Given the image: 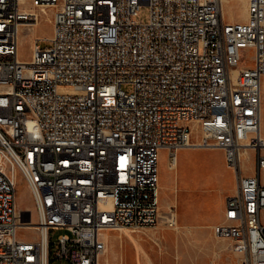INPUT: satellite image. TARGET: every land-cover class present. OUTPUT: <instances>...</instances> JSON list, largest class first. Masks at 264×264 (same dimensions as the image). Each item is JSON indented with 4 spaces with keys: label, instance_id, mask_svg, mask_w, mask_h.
I'll return each instance as SVG.
<instances>
[{
    "label": "built area",
    "instance_id": "1",
    "mask_svg": "<svg viewBox=\"0 0 264 264\" xmlns=\"http://www.w3.org/2000/svg\"><path fill=\"white\" fill-rule=\"evenodd\" d=\"M230 1L0 0V264H100L105 235L159 222L158 152L213 142L235 177L229 230L213 235L238 264H264V0H244L242 22L226 21ZM46 11L50 47L32 39L22 61L21 30ZM246 48L253 66L239 68ZM249 151L252 176L241 170ZM17 176L35 224L17 211ZM26 229L37 240L17 238Z\"/></svg>",
    "mask_w": 264,
    "mask_h": 264
},
{
    "label": "rangeland",
    "instance_id": "2",
    "mask_svg": "<svg viewBox=\"0 0 264 264\" xmlns=\"http://www.w3.org/2000/svg\"><path fill=\"white\" fill-rule=\"evenodd\" d=\"M230 2L224 8L226 21L230 18L234 22L244 21L246 17L244 0H231ZM51 18V11H48L45 16L39 14L37 25L33 31L21 30L18 41L19 59L22 61L31 59L29 46L31 45V38L38 40L36 44L40 50L50 47L48 40L52 34ZM138 19L142 22L147 21V7L140 9ZM240 56L239 68H251L253 66V49L241 50ZM260 86L261 135L264 137V76L260 78ZM122 90L130 93L132 87L123 85ZM197 133L198 131L195 130V135L191 141L192 145H196L200 140ZM260 153L263 152L260 151ZM254 157L255 153L251 151L242 157L241 170L243 175L253 173ZM224 161V152L216 148L205 150L187 147L180 149L174 159L168 155L167 151H159V216L168 218L170 213L176 214L178 225L181 227L180 233L169 230L165 220L161 219L154 228L134 232L109 233L107 236L108 252L100 259V264H136V258L140 260L141 264H147L148 259L153 264H203L205 255L213 249H217L208 236L209 230L204 227L210 226L211 232V228L215 224L223 222L222 209L224 208L222 204L235 190L234 174L227 169ZM175 164L176 166H174ZM16 178L17 211L30 213L31 224H35L36 216L29 192L19 176ZM260 180L264 184V171L260 172ZM189 224L192 227L202 229L193 231L191 234L189 229L188 234L183 226ZM63 234L65 233L62 231H52L49 232L48 238L55 241L57 237ZM124 234H127V237ZM17 238L24 241L37 240V235L34 231L26 229L19 231ZM224 261L226 264H238L236 256L232 260L224 259Z\"/></svg>",
    "mask_w": 264,
    "mask_h": 264
},
{
    "label": "crops",
    "instance_id": "3",
    "mask_svg": "<svg viewBox=\"0 0 264 264\" xmlns=\"http://www.w3.org/2000/svg\"><path fill=\"white\" fill-rule=\"evenodd\" d=\"M252 175H253V173L249 174L247 176H252ZM230 196H228V197H230ZM226 199L224 200V202L222 204L223 208H224V204H225ZM223 210L224 209H222V212H223ZM175 218H176V223L178 224L177 216H175ZM215 225H217V224H215ZM183 227H190V232H189L190 234L193 231L202 229V228L192 227L190 224L186 225V226H183ZM204 228H207L209 230L208 236L212 240V242L216 245L217 249H213L209 254L205 255V258H204L205 260H204L203 264H226L224 259L232 260L233 258H235V255L231 252V242L229 240H220V239L215 238V236L213 235V232H212V228H211V232H210V226H207V227H204ZM194 260H195V258H194Z\"/></svg>",
    "mask_w": 264,
    "mask_h": 264
},
{
    "label": "bare ground",
    "instance_id": "4",
    "mask_svg": "<svg viewBox=\"0 0 264 264\" xmlns=\"http://www.w3.org/2000/svg\"><path fill=\"white\" fill-rule=\"evenodd\" d=\"M231 3V2H230ZM246 9V7H245ZM46 14H47V11H46ZM45 14V15H46ZM45 19V18H44ZM48 19V18H47ZM51 20V19H50ZM231 20V18H230ZM34 30V29H33ZM31 38V37H30ZM30 41V40H29ZM31 41H32V38H31ZM30 43V42H28ZM30 46V45H29ZM28 46V47H29ZM18 50H20L18 48ZM261 122H262V104H261V115H260V137H261V140L264 141V137L261 135ZM194 145V144H193ZM187 147H180V149H185ZM189 148H193L192 146L189 147ZM213 148H216V149H219L221 151L224 152V159L226 161V150H222V145H221V142H213ZM195 149V148H194ZM248 152L244 153V155H247ZM176 166V164L174 165ZM158 189H159V177H158ZM17 192V191H16ZM174 216H176V214H174ZM160 219L161 220H166L167 218L166 217H163L162 215L160 216ZM231 221V209H230V203L228 200L225 201V204H224V210H223V222L220 223V224H217L214 228L215 230H229V223H226V222H230ZM163 222V221H162ZM183 229L186 230V232L188 233L189 232V227H183ZM169 230H173L175 233H180L181 231V227L176 223V226L173 228V229H169ZM185 233V232H184ZM126 237H127V234H124ZM105 237H107V235H105ZM131 240H133L132 238H130ZM112 243V242H111ZM120 245H121V241H120ZM122 246V245H121ZM111 247V246H110ZM120 248V247H119ZM111 250V249H110ZM114 250V249H113ZM117 252V251H116ZM122 254V253H121ZM110 255V254H108ZM122 258V256H121ZM117 260V258H116ZM113 261V260H112ZM114 263V262H113ZM136 264H141L140 263V260L138 258H136ZM147 264H153L152 261L150 259H148L147 261Z\"/></svg>",
    "mask_w": 264,
    "mask_h": 264
},
{
    "label": "trees",
    "instance_id": "5",
    "mask_svg": "<svg viewBox=\"0 0 264 264\" xmlns=\"http://www.w3.org/2000/svg\"><path fill=\"white\" fill-rule=\"evenodd\" d=\"M49 253L51 254V248H49ZM51 261H50V258H49V263H50Z\"/></svg>",
    "mask_w": 264,
    "mask_h": 264
}]
</instances>
